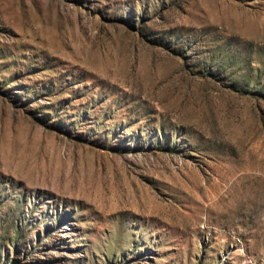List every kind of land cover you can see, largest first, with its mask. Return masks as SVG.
<instances>
[{"label":"rangeland","instance_id":"obj_1","mask_svg":"<svg viewBox=\"0 0 264 264\" xmlns=\"http://www.w3.org/2000/svg\"><path fill=\"white\" fill-rule=\"evenodd\" d=\"M0 264H264V0H0Z\"/></svg>","mask_w":264,"mask_h":264}]
</instances>
